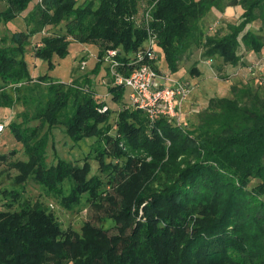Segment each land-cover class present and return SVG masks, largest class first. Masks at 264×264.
<instances>
[{
    "label": "trees",
    "instance_id": "1",
    "mask_svg": "<svg viewBox=\"0 0 264 264\" xmlns=\"http://www.w3.org/2000/svg\"><path fill=\"white\" fill-rule=\"evenodd\" d=\"M32 2L0 0V23L8 25ZM144 2L148 24L135 20ZM234 6L242 10L239 20L223 35L208 34V14ZM24 22V29L0 37V108H21L20 122L7 127L26 157L8 163L14 184L32 180L61 196L67 209L84 196L102 216L81 234L63 232L41 203L12 209L20 193L2 191L8 201L0 211V264H264V82L233 85L230 97L209 100L187 131L165 117L151 123L107 69V96L119 108L112 125L111 109L98 111L107 102L97 91L85 93L49 73L34 79L27 62L30 54L50 72L71 43L88 44L98 47L100 60L116 50L118 72L128 76L150 31L169 73L195 49L235 67L242 54L264 55V0H39ZM55 126L74 143L95 139V155L80 166L48 164ZM7 161L0 153V163ZM91 161L104 180L91 175ZM108 220L113 226L105 228Z\"/></svg>",
    "mask_w": 264,
    "mask_h": 264
},
{
    "label": "rangeland",
    "instance_id": "2",
    "mask_svg": "<svg viewBox=\"0 0 264 264\" xmlns=\"http://www.w3.org/2000/svg\"><path fill=\"white\" fill-rule=\"evenodd\" d=\"M83 1L85 0H79V3ZM37 3H39V0H33L28 11L22 13L17 19L12 21L8 25L4 26L0 23V37L7 31L10 33L16 30L24 29V19L28 15V13L32 11ZM145 8L146 3L144 2L139 7L138 13L136 15L137 18L141 17ZM2 9L3 5L0 4V10ZM241 14L242 10L240 9V7H237L231 12L230 16H227L222 20H218V23L215 22L216 20L214 17L210 19L207 18L205 22L206 26H215L212 32L207 33L211 35L215 33H219L221 35L225 34L226 25L237 22ZM55 30L57 31V29H51L48 27L46 31L52 33ZM40 36L41 35H38L32 38L31 47H34L36 45V40ZM31 47L28 48V51L31 50ZM80 48L81 46L79 44L71 43L69 46V53L66 58H53L54 69L56 71L54 72V75L56 77L54 78V80L64 79V81L66 82L62 83L68 85H72L77 82V85H75V87L83 90V92L85 93L89 92V89L97 91L99 96L106 99L108 107L107 110L111 109L109 123L114 125L117 119L119 108L117 105L111 103L109 97L106 95L105 85L107 83V79L102 76L103 72L99 73L100 69L96 70L98 66H100V68L104 67L105 69H108L107 62L104 61L105 55L100 60L98 57V51L96 50L98 49V47L95 46L94 48L93 46H90V51L87 54H83V57L80 59ZM201 52L202 51L200 49L193 50L190 58L179 64L181 65V67H179L182 68V76L180 77L182 80L175 79L174 76H172V73H169L164 61H162L158 55L155 61V63L159 65L162 71L167 70L166 72L171 80L188 83L190 87V92L186 97H178L176 99L177 119L176 121L171 120L177 125L179 122V125H181L182 128L187 131H191L194 128L199 113L204 110L205 107H207L209 100L214 98L230 97L231 87L233 85L246 84L250 85V87L252 86L253 88H255V85L257 84L255 76L258 74L254 76L248 75L244 73L239 66L238 68H236L230 65H221L220 60L210 62V78L207 79V81L205 82L206 84L203 83L200 85L197 81L190 82V79L197 78V76H199V70L196 67V64L202 59ZM27 62L31 77L34 76L35 78H37L38 76L49 73L47 63L36 60L30 54L27 56ZM83 63L85 66H83ZM260 73H262L264 76V71L261 70ZM126 101L128 102L127 93ZM20 111L21 108L17 107H14L12 109L0 108V123L4 122L8 125L13 120L20 122V119L17 116ZM32 125H35V122H33ZM112 133H114V131ZM95 146V139H85L80 141L79 143H74L65 135L63 127L55 126L50 131L46 152V162L48 164H53L58 159H61L80 166L83 164L84 159L87 155H90L91 157L95 155ZM0 153H3L8 158L7 162L0 163V211L5 210L4 203L8 201L2 195V191L17 190L20 193L19 199L18 202L14 203L12 209H17L18 203L22 201L41 203L47 208L48 212L52 213L63 232L73 231L75 233L81 234L82 227L86 223H92L96 226L100 225L98 218L101 217L102 214L97 213L93 209H91L88 206L84 196L78 205L73 206L71 209H67L61 204V196L47 194L43 187L36 184L32 180H29L27 183L20 187L15 186L14 177L16 175V172L13 169L9 168L8 163L15 160H26V157L24 155L21 144H19L10 134L7 126L5 127L4 132L0 135ZM90 164L92 168L91 175H98L102 180H104L105 175L99 171L98 163L96 161H91ZM68 191L69 184L65 183L64 195H67ZM112 226L113 222L109 220L104 224L105 228H109ZM112 232L113 230L109 231V233Z\"/></svg>",
    "mask_w": 264,
    "mask_h": 264
},
{
    "label": "built area",
    "instance_id": "3",
    "mask_svg": "<svg viewBox=\"0 0 264 264\" xmlns=\"http://www.w3.org/2000/svg\"><path fill=\"white\" fill-rule=\"evenodd\" d=\"M137 23L141 21L148 24L151 20L150 8L144 10L141 17H135ZM214 25L208 28L212 32ZM156 40L151 32H148V40L144 48L140 49L134 55L132 65H135L134 70L128 75L123 76L118 72V68L122 64L116 60L117 51L109 50L106 52L104 61L107 62L109 75L115 85L123 86L128 93L129 105L132 108L142 110L149 121L152 123L159 117H165L169 121L177 119V101L178 97H186L190 92L188 83H182L171 80L166 73L157 72L152 64L157 59ZM83 66L84 63H83ZM248 75H256L257 84L263 85L264 76L260 71H264V60L257 59L255 62H250L243 67ZM107 106H102L98 111L106 112ZM179 125V122H178ZM6 123H0V135L4 132Z\"/></svg>",
    "mask_w": 264,
    "mask_h": 264
},
{
    "label": "crops",
    "instance_id": "4",
    "mask_svg": "<svg viewBox=\"0 0 264 264\" xmlns=\"http://www.w3.org/2000/svg\"><path fill=\"white\" fill-rule=\"evenodd\" d=\"M237 7H239V6H234V7H227L223 12H219V11H217V10H212L209 14H208V16L206 17V19L207 18H212V17H214L215 18V22H217L218 23V20H222V19H224V18H226L227 16H230L231 15V12L235 9V8H237ZM241 9V8H240ZM205 19V20H206ZM212 24V23H211ZM80 46H81V48L79 49L80 50V53L79 54H81V57H80V59L83 57V54H87L89 51H90V49H89V47L91 46H93V45H88V44H79ZM94 48H95V46H93ZM97 51H98V49H96ZM156 53H157V55L161 58V60L162 61H164V59H163V55H162V53H161V51L159 50V49H157L156 50ZM192 53V52H191ZM191 53H187L185 56H184V58H183V60H182V62L183 61H186V60H188L189 58H190V56H191ZM242 54V53H241ZM264 55H261V53H258V54H252V53H248V54H242V56H241V60H240V62H239V67L241 68V70L244 72V73H246V71H245V69H243V67H245L246 65H248L250 62H253V61H255L256 59H258V58H262ZM39 61H41V60H39ZM181 62V63H182ZM210 60H208V59H204V58H202L197 64H196V67L198 68V75L199 76H197V78H193V79H190L189 81L190 82H194V81H197V82H199V84L201 85V84H203V83H205L206 81H207V79H209L210 78V73H209V70L211 69V64H210ZM35 63V62H34ZM165 63V62H164ZM166 66V65H165ZM238 66H235L236 68H238ZM180 67H181V65H180ZM178 68V71L177 72H175V73H172V76H174V78L175 79H177V80H182L180 77L182 76L181 75V70H182V68ZM160 68V67H159ZM107 69H105L104 67H101L100 68V71H99V73H102L103 72V77H105L106 79H109L108 78V76H106L107 74V71H106ZM160 70L162 71V69L160 68ZM167 71V70H166ZM166 71H162L163 73H166L167 74V72ZM54 72H56L55 71V69H53L51 72H49L50 74V76L52 77V78H56L55 77V75H54ZM247 74V73H246ZM33 78H35L34 76H32ZM68 78H69V76H68ZM67 78V79H68ZM66 79V80H67ZM58 81H60V82H66V81H64V79L63 80H61V79H57ZM188 80V79H187ZM200 80V81H199ZM206 84V83H205ZM105 90H106V86H105ZM196 91V90H195ZM106 95H107V92H106ZM194 96V95H193ZM109 97V96H108ZM104 100H106L105 98H103Z\"/></svg>",
    "mask_w": 264,
    "mask_h": 264
}]
</instances>
